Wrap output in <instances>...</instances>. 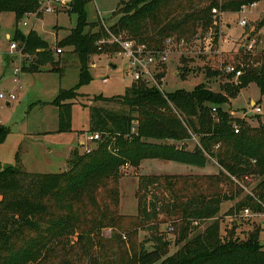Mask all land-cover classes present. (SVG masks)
I'll return each mask as SVG.
<instances>
[{
    "label": "trees",
    "instance_id": "16d2710c",
    "mask_svg": "<svg viewBox=\"0 0 264 264\" xmlns=\"http://www.w3.org/2000/svg\"><path fill=\"white\" fill-rule=\"evenodd\" d=\"M87 1L72 0L68 11L77 14V25L55 49L72 47L80 74L79 84L60 89L53 102L59 109V132L72 128L73 103L82 96L80 85L91 79V58L121 50L108 41L111 34L159 52L168 37L184 39L188 48L201 33L212 32L214 46L222 13L240 12L244 5L262 0H120L114 11L118 18L107 28L103 22H87ZM40 6L41 0H0V13L15 14L13 39L26 55L22 71L38 72L51 64L62 75L57 51L36 30L25 33L18 26L26 14L42 17ZM213 8L220 12L216 17ZM257 27H264V18ZM244 58L249 64L237 66L243 70L238 82L222 83L220 92L201 83L191 91L167 93L135 80L124 94L96 96L95 100L120 108L85 105L90 110V133L101 137L88 153L73 149L65 171L30 172L20 165L17 154L16 165L0 169V264H264L263 227L254 225L246 239L237 237L234 227L225 238L218 217L222 204L238 197L228 215L246 209L264 214V123L253 125L222 107L251 83L264 95V52ZM188 72L184 67L182 76ZM219 74L220 70H206L207 79ZM234 75L228 74L230 79ZM157 78L161 83L164 73ZM234 123L240 127L238 133ZM194 139L191 149L188 142ZM145 159L198 167L214 161L219 172L140 175L138 214L122 215L115 182L125 165L138 169ZM247 174L259 181L243 195L244 189L232 176L242 179ZM223 183L229 184L228 190ZM102 190L106 194L101 200ZM163 214L179 221L174 224L179 234L176 242H184L171 255V242L159 229ZM207 220L209 225L191 237L193 228ZM105 228L119 232L105 238ZM140 229L149 230L150 236L137 244ZM120 231L130 239L125 241ZM146 241L152 242V249L146 248Z\"/></svg>",
    "mask_w": 264,
    "mask_h": 264
},
{
    "label": "rangeland",
    "instance_id": "374dc122",
    "mask_svg": "<svg viewBox=\"0 0 264 264\" xmlns=\"http://www.w3.org/2000/svg\"><path fill=\"white\" fill-rule=\"evenodd\" d=\"M120 0H88L85 5L88 23L103 22L111 25L117 20L114 11ZM61 8L54 13H43L37 17L33 13L26 14L18 24L19 28L27 33L36 30L50 47L55 49L58 42L65 38L71 29L77 25L78 17L75 12ZM240 18H245L247 24L242 26ZM264 18V0L258 2L256 7H250L245 12H224L220 15V32L218 41L214 46L208 47L206 40L194 41L187 49L174 45L166 48V60L158 63L156 71L164 73L160 83L164 92H174L178 89L193 90L198 84L205 83L212 90L220 92L221 84L227 81L238 82L237 78L230 79L227 66L242 67L249 64L245 56L264 52V27L258 28V23ZM16 17L13 12L0 13V92L6 93V98H0V169L17 164L16 156L20 155L21 163L30 172L58 173L69 168L68 159L74 148L84 153L87 143L91 148L96 144L90 141V110L85 105H101L120 108L119 104L106 103L95 100L98 95L114 96L124 94L127 87L132 84L134 77L128 71V63L123 54L111 52L91 58L96 65L90 69L91 79L80 85L79 96L73 103L72 128L68 132H59V109L53 102L60 89L69 90L80 82L77 57L72 47H61L62 52H55V57L64 68L63 74L53 71V65L48 64L38 72L22 71L26 55L17 47L10 49L15 41L14 31ZM11 38L7 37V34ZM17 61L11 64V59ZM22 63V64H21ZM8 64V65H7ZM11 64V65H10ZM189 68L188 74L182 76L183 68ZM220 70L219 75L207 79L206 70ZM17 69V70H16ZM104 78H108L105 82ZM15 92L16 99L7 103L8 94ZM252 101L261 107L262 112L257 113ZM225 110H234L238 116H247L253 125L264 123V95L256 83L243 87L236 98L230 99L222 106ZM196 139L188 142L193 148ZM122 176L115 182L119 194V212L125 216L138 214V199L136 192L140 175H203L219 172L216 162H210L206 167L179 163L161 159H145L138 169L123 167ZM256 177L250 182V189L258 183ZM112 185L115 183L109 182ZM228 183H223L224 190H228ZM108 187L104 190L108 191ZM247 193L246 191L243 195ZM106 194V192H105ZM103 190L99 199L105 196ZM240 198V197H238ZM228 200L222 204L218 217L221 220V234L226 238L232 228H236V236L246 239L247 234L254 225L263 227L261 242L264 246V214L246 215L245 211L237 215H228V210L238 200ZM108 202L109 199H108ZM159 229L170 240L169 255L176 252L183 244L177 243L178 230L175 222L169 220L164 214L160 215ZM156 222V221H155ZM211 221H202L196 225L191 237L203 231ZM116 229L105 228L103 235L111 238ZM121 232V231H120ZM122 233V232H121ZM125 241L130 239L127 232H123ZM150 236V231L140 229L137 244ZM148 240V239H147ZM147 249H152V242H145Z\"/></svg>",
    "mask_w": 264,
    "mask_h": 264
},
{
    "label": "built area",
    "instance_id": "2783aa9c",
    "mask_svg": "<svg viewBox=\"0 0 264 264\" xmlns=\"http://www.w3.org/2000/svg\"><path fill=\"white\" fill-rule=\"evenodd\" d=\"M72 0H41V6L39 8L40 11L42 12H46V13H54L59 11L60 7L61 8H70V4H71ZM258 5V2H255L251 5H244L241 8V12H245L246 10H248L250 7H256ZM213 14L215 15V17L220 14L219 10L217 8H213L212 9ZM34 15H36V13H33ZM240 24L242 26H245L247 24V20L245 18H240ZM106 25V24H105ZM107 28V25H106ZM202 39L206 40L205 42H207L208 47H213V36H212V32L207 33ZM201 38H196L195 41L197 40H202ZM110 43H116L118 45L121 46V51L119 53L123 54L124 57L127 60L128 63V73H131L134 77V80H143L144 82H146L148 85L150 86H157L159 87L161 90V85L160 82L157 78V75L160 73V71H156L155 69H157L158 63H160V61H164L166 60L167 56H166V48H170L174 45H177L179 47L185 48L186 47V42L184 39L181 40H177L175 37H168L165 39V49L159 52L150 50L147 48L146 45H139L136 42H134L131 39H125L123 35H113L111 34L110 40H108ZM102 43V41H101ZM18 47V43L16 41H13V43H11L10 45V49L11 51H13L14 49H16ZM21 52L22 48H20ZM57 53H61L62 49L58 48ZM226 71L228 73L231 74H235V78H239L242 74H243V70L241 68H238L237 66H227ZM107 78H104L103 81H107ZM163 80V79H162ZM163 91V90H162ZM0 98L4 99L6 98V93L4 92H0ZM16 99V94L15 92H10L8 94V102L10 103L11 101ZM255 108V111L257 113L262 112V109L260 106H258L257 104H255L253 106ZM215 110V109H214ZM234 130L236 133L239 132L240 127L238 124L234 123ZM100 134L98 132L96 133H91L90 134V141L94 142L95 140H99L100 139ZM93 148H91L90 146L87 145V143L84 144V152L88 153L92 150ZM125 168H128L129 165H125ZM232 179L240 186L244 189V191H246L247 193H251L252 189H250V182L253 181L254 177L252 175H245L242 179H238L234 176H232ZM246 215H254L252 214L249 209L245 210Z\"/></svg>",
    "mask_w": 264,
    "mask_h": 264
},
{
    "label": "crops",
    "instance_id": "0c3cea01",
    "mask_svg": "<svg viewBox=\"0 0 264 264\" xmlns=\"http://www.w3.org/2000/svg\"><path fill=\"white\" fill-rule=\"evenodd\" d=\"M7 37H8V38H11V35L8 33V34H7ZM98 56H99V55H98ZM94 57H95V56H94ZM94 57H93V58H94ZM16 61H17L16 58H12V59H11V64H14ZM0 64H1V62H0ZM11 64H10V65H11ZM21 64H22V63H21ZM7 65H8V64H7ZM95 65H96V63L93 62V63L91 64V67H92V66H95ZM16 70H17V69H16ZM127 73H128V71H127ZM107 79H108V78H107ZM7 103H9V102L7 101ZM252 104H256V102L252 101ZM230 112H231V114H232L233 116H236V117H242V118H245V119L247 118V116H246L245 114H244L243 116H238L237 113H236L234 110H230ZM246 120H247V119H246ZM247 121H248V120H247ZM248 122H249V121H248ZM80 144L84 146L85 143L81 141ZM95 144H96V143H95ZM74 149H75V148H74Z\"/></svg>",
    "mask_w": 264,
    "mask_h": 264
}]
</instances>
